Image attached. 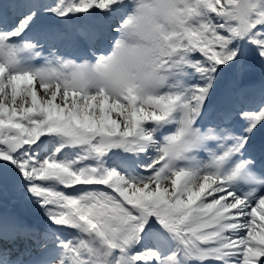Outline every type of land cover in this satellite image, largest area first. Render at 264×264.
I'll list each match as a JSON object with an SVG mask.
<instances>
[{
  "label": "snow or ice",
  "instance_id": "1",
  "mask_svg": "<svg viewBox=\"0 0 264 264\" xmlns=\"http://www.w3.org/2000/svg\"><path fill=\"white\" fill-rule=\"evenodd\" d=\"M0 264H264V0H0Z\"/></svg>",
  "mask_w": 264,
  "mask_h": 264
}]
</instances>
